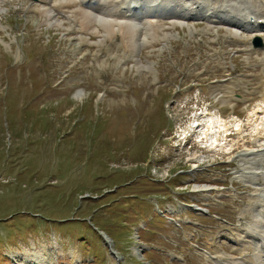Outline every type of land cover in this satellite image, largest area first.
Instances as JSON below:
<instances>
[{
  "label": "rangeland",
  "instance_id": "obj_1",
  "mask_svg": "<svg viewBox=\"0 0 264 264\" xmlns=\"http://www.w3.org/2000/svg\"><path fill=\"white\" fill-rule=\"evenodd\" d=\"M35 2L7 0L0 12V264L237 257L224 235L250 222L253 184L241 177L239 155L264 138L250 132L247 114L263 108L264 49L250 50L247 30L236 38L229 27L194 17L173 28L164 21L158 39L123 51L118 39L78 35L61 15L63 28L44 23L29 10ZM203 110L221 115L230 132L237 121L243 130L232 151L207 152L202 163H211L212 175L192 170L202 150L174 147L178 123L186 133ZM147 163L151 184L144 185ZM113 175L126 183L108 193Z\"/></svg>",
  "mask_w": 264,
  "mask_h": 264
},
{
  "label": "bare ground",
  "instance_id": "obj_2",
  "mask_svg": "<svg viewBox=\"0 0 264 264\" xmlns=\"http://www.w3.org/2000/svg\"><path fill=\"white\" fill-rule=\"evenodd\" d=\"M6 1L0 0V12L1 5ZM201 1L203 0H36L28 9L43 17L44 23L63 28V22L56 19V16L61 15L69 27L77 28L78 35L98 37L99 43L106 38L108 41L118 39L119 49L133 53L158 39L157 33L164 31L166 27L164 21L168 23V27L173 28L177 24L185 25L188 23L186 20L201 17L220 26L226 25L233 31L232 36L236 38H239L240 29H247L249 38L258 34L262 35L263 32L260 30L264 31V27L257 28V26L260 24L264 26V11L261 8L264 0H255L254 3L253 0H216V3L209 0V4ZM227 2H231L232 6L229 7ZM217 3L221 6L218 7ZM200 8H205L203 13L200 12ZM221 8H224L223 11ZM146 10H150L149 13L143 14ZM193 29L196 33V28ZM193 29L190 30L193 31ZM161 38L164 39L165 36ZM78 39L81 42L85 41L81 36ZM262 95L263 108L258 107L256 111L247 113L248 127H254L250 131L253 133H259L258 130H260L264 134V94ZM80 96L82 97L80 93L76 94L77 98ZM196 116L199 120L196 117L195 125L188 126L194 130L191 134L192 139L199 143L205 141L209 144L208 146L212 145L220 150L232 151L236 137L227 138L226 136L239 133L242 130L241 122V124L238 121L234 122L230 132V125L227 126L228 121L219 114H211L203 110ZM248 144L251 145L250 148L239 155L244 159L239 160L242 161L239 165L242 166L241 177L243 176L248 180L247 182L253 184L250 202L245 210V213L247 212L250 216V222L243 229L226 228L225 238L232 240V243L239 248L235 247L233 250L237 257H231L225 262L216 261L213 264H264V138H258ZM244 145L247 144L243 141L240 146ZM204 190L208 189L205 187ZM29 263L45 264V260L38 261L36 257H33Z\"/></svg>",
  "mask_w": 264,
  "mask_h": 264
},
{
  "label": "flooded vegetation",
  "instance_id": "obj_3",
  "mask_svg": "<svg viewBox=\"0 0 264 264\" xmlns=\"http://www.w3.org/2000/svg\"><path fill=\"white\" fill-rule=\"evenodd\" d=\"M173 102V101H172ZM173 104V103H172ZM168 124V126H169V123H167ZM182 123H178V127L181 125ZM165 127H167V126H165ZM159 129V128H158ZM159 134V133H158ZM159 143H161V142H165V140L162 138V137H160L159 138V141H158ZM181 155H179V157H180ZM194 157V156H193ZM193 157H191V158H193ZM147 159H148V157L146 158V161H147ZM136 163H135V167H138V166H140V165H138V161L136 160L135 161ZM211 165V163H207L205 166H195L194 168H192V170H195V171H199V174H201V173H210L211 171H210V168H207V167H209ZM150 165H149V163H147V167H146V169H145V171H146V174H145V176H143V178H150L149 176H148V174H147V171H148V173L150 172V167H149ZM203 167V168H202ZM144 171V172H145ZM183 171H187V169H182V168H180V170H179V173H182ZM137 176H139V172L137 173Z\"/></svg>",
  "mask_w": 264,
  "mask_h": 264
},
{
  "label": "trees",
  "instance_id": "obj_4",
  "mask_svg": "<svg viewBox=\"0 0 264 264\" xmlns=\"http://www.w3.org/2000/svg\"><path fill=\"white\" fill-rule=\"evenodd\" d=\"M1 155H2V160L4 161L5 160V153H4V151L1 152ZM146 158L147 157H143V159H141V161H144ZM116 179H119L116 175H113V177L112 176L110 177V181L108 182L110 184V187L107 190L111 189V191H109L108 193L113 192V191L116 192L117 189H118V186L120 184H125L126 183V181H121V179H119V183H115V180ZM144 181H145L144 182V185L151 184V182L147 178ZM112 189H113V191H112Z\"/></svg>",
  "mask_w": 264,
  "mask_h": 264
},
{
  "label": "water",
  "instance_id": "obj_5",
  "mask_svg": "<svg viewBox=\"0 0 264 264\" xmlns=\"http://www.w3.org/2000/svg\"><path fill=\"white\" fill-rule=\"evenodd\" d=\"M253 47H263L262 39L259 36H255L252 40Z\"/></svg>",
  "mask_w": 264,
  "mask_h": 264
}]
</instances>
